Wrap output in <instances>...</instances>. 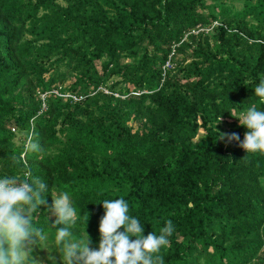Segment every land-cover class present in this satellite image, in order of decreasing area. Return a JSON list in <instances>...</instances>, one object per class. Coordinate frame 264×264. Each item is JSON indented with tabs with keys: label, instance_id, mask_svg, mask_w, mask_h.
I'll use <instances>...</instances> for the list:
<instances>
[{
	"label": "trees",
	"instance_id": "obj_1",
	"mask_svg": "<svg viewBox=\"0 0 264 264\" xmlns=\"http://www.w3.org/2000/svg\"><path fill=\"white\" fill-rule=\"evenodd\" d=\"M260 77L264 0H0V174L68 191L91 248L98 201L123 197L143 234L172 221L160 264H264V154L217 137L243 139L230 114ZM36 215L32 264H64Z\"/></svg>",
	"mask_w": 264,
	"mask_h": 264
},
{
	"label": "clouds",
	"instance_id": "obj_2",
	"mask_svg": "<svg viewBox=\"0 0 264 264\" xmlns=\"http://www.w3.org/2000/svg\"><path fill=\"white\" fill-rule=\"evenodd\" d=\"M251 96L259 100L260 106L251 103L242 113L230 114L244 126L243 139L235 132H219L217 137L237 140L245 153L264 154V108L261 107L264 105V77L254 85ZM38 135L35 130L24 135L20 159L41 151L39 140L34 138ZM48 188L44 179L30 172L20 176L0 174V264H32L33 247L46 246L48 234L35 220L40 204H45L54 215L52 227L60 225L54 227V243L64 264H160L159 253L174 231L171 220H165L158 232L143 234L144 223L130 213L125 198L100 199L103 214L98 223V245L91 248L85 228L79 237L73 235L78 221L86 223L87 217L80 219L70 193L60 190L53 196ZM45 194L52 197L50 205Z\"/></svg>",
	"mask_w": 264,
	"mask_h": 264
},
{
	"label": "rangeland",
	"instance_id": "obj_3",
	"mask_svg": "<svg viewBox=\"0 0 264 264\" xmlns=\"http://www.w3.org/2000/svg\"><path fill=\"white\" fill-rule=\"evenodd\" d=\"M236 6H237V7H240V3L236 2ZM201 132H202V130H201ZM17 141H19V139H18ZM51 216H52V214H51ZM42 261H43V258L40 257V256H37V257L35 258V263H40V262H42Z\"/></svg>",
	"mask_w": 264,
	"mask_h": 264
}]
</instances>
